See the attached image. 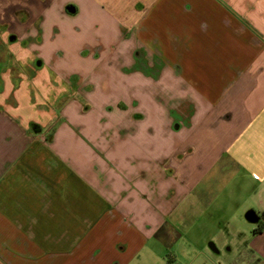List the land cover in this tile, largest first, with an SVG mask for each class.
<instances>
[{"label": "crops", "instance_id": "0c3cea01", "mask_svg": "<svg viewBox=\"0 0 264 264\" xmlns=\"http://www.w3.org/2000/svg\"><path fill=\"white\" fill-rule=\"evenodd\" d=\"M169 246L264 264V0H0V264Z\"/></svg>", "mask_w": 264, "mask_h": 264}, {"label": "rangeland", "instance_id": "374dc122", "mask_svg": "<svg viewBox=\"0 0 264 264\" xmlns=\"http://www.w3.org/2000/svg\"><path fill=\"white\" fill-rule=\"evenodd\" d=\"M248 208V207H247ZM246 208V209H247ZM241 211L239 215H236V219H234L233 225L237 228L244 230L250 227L252 224L249 223L246 220L245 214L247 211ZM212 227L209 229L208 234L210 235H218L220 234L218 232V228L216 225H211ZM189 245V243H186ZM205 253H201V251L197 249H193V246L190 247L189 251H186L184 254L185 256H182L178 251V248L176 246L168 247V249H165L163 256L165 259L171 260L173 264H233L235 260L240 258H245V256H238L237 254L231 255V256H219L217 254H212L207 251H204ZM239 254V253H238ZM260 259H262L260 257ZM149 264H160L158 261H152V263ZM262 264V263H260Z\"/></svg>", "mask_w": 264, "mask_h": 264}, {"label": "water", "instance_id": "95a60500", "mask_svg": "<svg viewBox=\"0 0 264 264\" xmlns=\"http://www.w3.org/2000/svg\"><path fill=\"white\" fill-rule=\"evenodd\" d=\"M247 218L252 221V222H257L258 221V215L254 212H249L247 214Z\"/></svg>", "mask_w": 264, "mask_h": 264}]
</instances>
